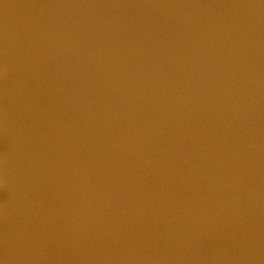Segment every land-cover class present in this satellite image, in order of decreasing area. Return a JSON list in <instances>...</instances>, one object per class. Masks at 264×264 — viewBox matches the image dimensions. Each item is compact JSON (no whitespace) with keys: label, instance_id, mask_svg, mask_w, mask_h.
Masks as SVG:
<instances>
[{"label":"water","instance_id":"obj_1","mask_svg":"<svg viewBox=\"0 0 264 264\" xmlns=\"http://www.w3.org/2000/svg\"><path fill=\"white\" fill-rule=\"evenodd\" d=\"M3 264H264V0H0Z\"/></svg>","mask_w":264,"mask_h":264},{"label":"snow or ice","instance_id":"obj_2","mask_svg":"<svg viewBox=\"0 0 264 264\" xmlns=\"http://www.w3.org/2000/svg\"><path fill=\"white\" fill-rule=\"evenodd\" d=\"M0 264H3V261L2 260H0Z\"/></svg>","mask_w":264,"mask_h":264}]
</instances>
